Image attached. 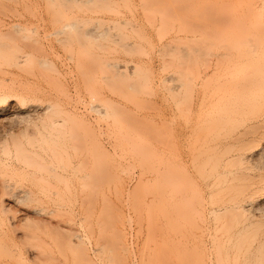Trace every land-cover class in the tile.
Wrapping results in <instances>:
<instances>
[{"label": "rangeland", "instance_id": "obj_1", "mask_svg": "<svg viewBox=\"0 0 264 264\" xmlns=\"http://www.w3.org/2000/svg\"><path fill=\"white\" fill-rule=\"evenodd\" d=\"M117 1L116 17L101 12L99 4L50 7L46 0H0V97H8L0 101V181L9 180V194H31L30 200L22 198L24 203L11 202L0 187V203H9L8 213L0 216V264H216L207 216L194 217L186 226L171 211L151 209L146 214L133 207L132 195L156 169L163 171L165 163L180 167L184 157L180 95L167 90L169 80L161 82L175 66L164 65L157 54L153 31L143 20L145 9L150 4L162 9L154 15L157 21L180 14L184 19L178 32L191 37L199 33V25L221 18L208 8L185 16L182 10L189 7L182 2L191 0H129L130 8L121 5L126 11L119 6L127 0ZM54 11L59 15L54 18L129 20L140 34L152 38V46L142 43L140 54L113 43L92 48L91 54L83 45L66 47L49 34ZM15 24L20 28L15 29ZM127 32L129 42H140L136 33ZM101 59L116 64L132 79L136 78L130 74L133 66L148 72V90L133 94L122 82L115 85L117 91L109 89L100 79ZM44 60L49 64L41 65ZM48 101L82 123L69 129L78 140L68 138L69 130L57 148L40 139L39 132L45 131L33 125L39 120L31 115L32 106ZM97 102L104 110L109 109L105 104H115L118 117L107 119L103 112L93 111L91 105ZM113 120L150 141L157 155L150 166H141L136 155L121 150ZM159 192L158 201L165 194L163 189ZM5 217L12 227L6 226Z\"/></svg>", "mask_w": 264, "mask_h": 264}, {"label": "bare ground", "instance_id": "obj_2", "mask_svg": "<svg viewBox=\"0 0 264 264\" xmlns=\"http://www.w3.org/2000/svg\"><path fill=\"white\" fill-rule=\"evenodd\" d=\"M46 1L50 7L76 3L89 8L99 4L101 12L115 13L116 17L120 2ZM128 1H121L119 7H129L126 5ZM182 4L189 7L182 10L187 14L185 16L205 13L203 9L208 8L212 15L218 13L221 19L218 23L215 21L216 24L199 25V33L191 37L178 32L182 30L178 25L184 19L180 14L157 21L154 15L159 11L161 13L162 9H156L151 4L145 9L147 17L143 20L153 31L157 54L164 65L175 66L161 82L165 84L169 80L173 85L169 84L167 90L180 95L184 157L180 167L165 163L163 171L156 169L152 179L147 178L132 195V206L146 211V214L151 209H164L166 214L171 211L178 214L179 224L186 226L193 223L194 217L204 219L207 216L216 264H264V0H191L190 4L184 1ZM120 10L125 9L121 7ZM55 11L54 16L51 14L53 18L59 16L56 14L60 11ZM59 18H50L51 23L48 21L50 26L53 25L49 34L55 35L53 37L66 47L75 44L80 48L83 45L91 54L92 48L102 49L113 43L140 54L144 52L142 43L152 46V38L140 34L139 28L126 19L111 17L91 21L61 17L63 21H60L62 19ZM18 25H14L15 29L20 28ZM127 30L136 33L140 42H129ZM77 51L80 52V49ZM48 64L46 60L41 62L43 66ZM97 66L100 68V79L111 90H116L115 85L119 82L124 83L122 87L133 94L148 90L150 74L142 73L138 66H133L130 73L136 76L135 79L129 73L117 70V65L112 62L101 59ZM89 79L93 81L95 77ZM7 98L0 97V101ZM102 104L93 103L91 109L100 114L103 112L107 119L118 117L115 104H105V108H109L107 110ZM32 107V113L28 111L29 116L31 113L35 121L39 120L33 125L38 124L45 131V134L39 132L40 139L50 142L55 148L60 147L68 137L67 131L73 123L75 126L77 120L56 102L48 101L44 106ZM31 120L34 121L33 118ZM115 122L117 128L113 133L121 150L136 155L141 166H150V160L157 158L150 141L140 133L123 129L124 122ZM71 130L68 131V138H79ZM102 154V158L107 160V154L104 151ZM7 182L0 181V187L9 194L12 190L7 189L11 185ZM147 183V188L143 189ZM160 189L165 194L158 201L155 197ZM14 193L9 194L11 199L8 201L31 199L28 192H24L23 197ZM8 205V202L0 203V216L8 213ZM5 218L4 222H7L9 217ZM8 221L5 224L10 228L13 223Z\"/></svg>", "mask_w": 264, "mask_h": 264}]
</instances>
